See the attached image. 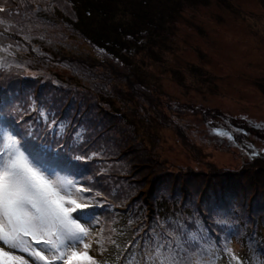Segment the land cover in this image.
Masks as SVG:
<instances>
[{"label": "rangeland", "instance_id": "obj_1", "mask_svg": "<svg viewBox=\"0 0 264 264\" xmlns=\"http://www.w3.org/2000/svg\"><path fill=\"white\" fill-rule=\"evenodd\" d=\"M88 1L0 0L8 5L5 11H0V20L4 21L0 30L15 37L5 40L10 55L0 59V98L7 99L19 91L27 93L32 91L31 86L40 85L34 92L58 95L75 105L51 109L54 119L59 118L71 131L77 125L85 127L80 140L69 139L75 147L74 159L77 155L88 159L86 163H75L77 172L57 168L66 167L73 159L64 147L55 150L54 158L43 167L73 180L70 175H78L98 156L102 158L101 150L103 146L108 148L107 143L111 149L117 147L129 155L134 149H146L157 162V174L165 169L190 168L185 174L176 171L172 175L175 183L193 187L206 184L209 178L204 175L212 170L243 168L245 176L229 177L233 183L229 184L241 193L247 190L246 185L248 189L258 185L256 189L264 191V141L254 136H264V129L252 130L254 125L264 128V0H204L198 4L190 0ZM173 2H182L181 8L169 14L167 9ZM91 3L101 6L100 10L96 11ZM81 16L84 20L80 21ZM121 25L130 35H122ZM25 39L34 40L41 56L49 55L62 62L37 64L21 57V53L33 51ZM94 40L106 42L103 46L106 53ZM0 46H4L1 37ZM32 66L41 69L37 71L42 75L53 77L55 87L66 86V92H56L51 84L44 87L43 83H36L40 74L30 70ZM83 71L101 75L98 85L110 81L116 87L109 90L111 101L109 94L101 91L108 96L103 97L105 103L117 110L116 116L109 115L108 123L121 126L124 119L121 116L125 114L136 122L135 133L142 146L135 142L129 152L127 144L133 142L132 138L125 139L120 130L110 131L103 138L94 119L95 107H86L83 112L76 110L86 102L96 105V96H91L90 89L97 80L86 78ZM25 75L31 77L24 80ZM79 83L86 89L78 91L75 87L81 86ZM75 94L77 100L73 98ZM14 108V104L9 107L10 117ZM73 114L76 115L72 117ZM78 144H82L80 150L76 149ZM256 160L259 162L255 163ZM129 161L131 156L125 165ZM141 161L144 165L133 172L140 184L155 164L148 152ZM72 167L76 169L73 164ZM122 167L117 183L128 192L131 181L129 174H123L127 167ZM81 184L89 183L81 179ZM114 197L119 199L120 195ZM229 200L227 206L232 204ZM257 211H264V193L255 202L246 203L237 217L248 219ZM82 217L81 223L90 229L85 239L89 247L81 245L78 250H93L95 215L84 212ZM102 217L108 225L110 212L106 211ZM109 232L106 228L103 234ZM213 232H218L216 227ZM226 235L227 252L206 242L186 247H191L195 256H210L209 259L216 256L217 264H264V244L252 250L246 248L247 242L254 247L258 241H249L231 227Z\"/></svg>", "mask_w": 264, "mask_h": 264}, {"label": "trees", "instance_id": "obj_2", "mask_svg": "<svg viewBox=\"0 0 264 264\" xmlns=\"http://www.w3.org/2000/svg\"><path fill=\"white\" fill-rule=\"evenodd\" d=\"M190 1L198 4L204 0ZM181 3L177 4L173 2L169 4L168 13H175L177 9L181 8ZM95 4L91 3L92 6H95L96 11L100 10L101 6ZM7 7L8 5L5 2H0V9H4L3 11H5ZM91 9L93 10L92 7ZM76 11L78 10L76 9ZM169 14L164 16H168ZM81 20H84L82 16L80 17ZM120 31L125 37L131 33L125 30L122 25ZM0 37L3 39L4 45L0 46L1 59L5 55H10V53L6 52L5 47L7 43L5 40H15V37L12 36L11 32L4 29L0 30ZM26 40V43L31 44L33 51L31 53H21V57L30 59L37 64L44 62L60 64L62 62V60H56V57L49 55L41 56L34 47V40L32 39L31 42ZM94 43L105 52V47H103L104 43H106L105 41L94 40ZM25 44L23 45L27 47ZM15 53L17 54V52ZM46 56L48 59L43 58ZM30 68V70L40 74L36 78V83H43L42 86L44 87L51 84L50 86H53L56 92L60 93L61 90H63L62 93L66 92V86L65 88L55 87L53 77L42 75L37 71L39 68L36 66ZM83 74L87 76L86 78L93 81L97 80L90 89L91 96H96V105L94 106V104L86 102L77 107L76 110L83 112L82 109L86 107H95L97 111L94 114V119L99 125L97 126L98 133L103 138H107L110 131L116 133L117 130H120L125 139L132 138L133 142L127 144V149L130 152L133 144L140 140L138 135H136L138 132L136 122L129 119L125 114H122L121 118L124 119L121 126L113 127L115 126L114 124H109V115L116 116L117 110H113L109 104L105 103L106 101L103 97L107 98L108 96L103 95L102 92L109 94L108 98L110 99L112 95L109 93V90L114 86L110 85V81L98 85V79L101 77L99 74L87 73L85 71H83ZM30 77V75H25L23 79L26 80ZM60 79L64 80L61 76ZM79 85L81 86L75 87L78 91L86 89L82 84L79 83ZM31 87L32 91L30 92L24 93L23 91H19L7 99L0 98V126L7 127L9 131H12L17 136V139L21 141L22 147L27 149L26 154L30 153V158H33L35 162H38L42 166L54 158L55 150L61 147L67 148L73 159L69 160L70 163L66 167L57 168L59 170L70 168L77 172L78 168L75 163H86L88 159L80 155H77L80 159H74L73 153L75 147L73 141L70 140H80L85 127L77 125L71 131L69 127L61 124L59 118L54 119V112L51 111V109H57L56 106L59 109H63L64 107L75 108V105L72 102H68L70 99L58 95L46 96L42 92H34L35 89H39L40 85ZM98 90L102 92L100 93ZM76 96V94L73 95L75 100H77ZM87 98L90 100L89 92ZM12 104H14L15 108L14 113L10 117L8 110ZM49 108L50 110H48ZM75 115L73 114L72 117ZM148 122L150 121L148 120ZM259 129L264 128L254 125L252 130L256 131ZM77 133H80L79 138L77 137ZM254 136L264 141L262 134ZM50 140H55L56 143L52 144ZM139 143L141 146L143 145L141 141ZM106 145L108 148L103 146L101 150L102 158L98 156L96 161L84 166L78 175H70L77 182L78 187L90 189V191L81 193L84 198L81 202L89 205L85 212L95 215V230L93 232L94 237L91 239V248L93 250H79L81 253H87V255L74 256L68 264H73V261L83 262V264H90V261L94 262V264H144L147 262V253H154L158 244H164L165 247L162 251L167 252L168 242H172L173 250L185 259L191 258L194 260L199 258L203 264H217L216 256H213L212 259L208 258L210 256H195L191 253V247H186V245L195 242L214 243V249L227 252L229 237H227L226 233L229 232L230 227L239 230L241 236H247L250 239L249 241H258L254 247L247 242L246 248L252 250L264 244V240L261 241L262 228L264 227V211H257L248 219L239 220L237 217V214L243 211L246 203L255 202L264 193L263 190L256 189L258 185L253 186L252 189H248L246 185L245 188L247 190L241 193L229 184H233L232 179L227 178L245 176L243 168L235 171H229L228 169H221L220 171L212 170V172L204 175V177L209 178L206 184L202 182L190 187L186 183H175L172 180V175H176L177 172L178 174H185L190 168L187 170L178 168L177 172L165 169L157 174L155 170L157 162L146 149L138 148L136 151L134 149L129 155L128 152H122L117 147L111 149L107 143ZM81 148L82 144L76 146L77 150ZM147 152L148 156L155 161V164L151 165L152 170H149L150 172L144 176L143 183L140 184L135 181L137 177L133 176V172L136 169L138 171L144 165L141 157L143 159ZM251 155H254V153L252 152ZM129 156H131V161L125 165V161ZM257 162L259 160L255 161V163ZM159 163L164 166V162L160 161ZM72 164L77 170L72 167ZM122 166L127 167L126 172L123 174H129L131 181L130 185H128L131 189L128 192L122 188L120 183H117L121 178L120 170L123 168ZM81 179L89 184L82 185ZM94 187L100 190L97 192L100 195H96ZM240 189L243 190V188ZM116 194L120 195L119 199L114 197ZM228 197H231V199L229 200ZM228 200L232 203L229 206L225 204ZM149 201L152 203H149ZM149 210L153 211V213H150ZM106 211L110 212L108 225L105 223L107 219L102 217ZM206 214L210 217H206ZM235 221H238V223ZM214 227L217 228L218 232H213ZM106 228H109L110 232L104 235L103 231ZM192 237H196V239L193 240ZM177 242L183 246L185 251L176 248Z\"/></svg>", "mask_w": 264, "mask_h": 264}, {"label": "snow or ice", "instance_id": "obj_3", "mask_svg": "<svg viewBox=\"0 0 264 264\" xmlns=\"http://www.w3.org/2000/svg\"><path fill=\"white\" fill-rule=\"evenodd\" d=\"M26 152L16 135L0 126V264H68L74 256L87 255L78 249L89 247L85 239L90 229L81 223L89 205L81 202V193L90 189L50 173ZM164 247L158 244L154 253H147L146 264H203L199 258L179 256L172 242L167 252ZM176 248L185 251L178 242Z\"/></svg>", "mask_w": 264, "mask_h": 264}]
</instances>
